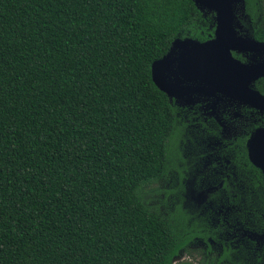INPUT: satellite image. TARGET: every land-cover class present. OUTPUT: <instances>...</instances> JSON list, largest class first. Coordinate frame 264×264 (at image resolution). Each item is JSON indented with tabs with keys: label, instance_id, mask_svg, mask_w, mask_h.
Returning <instances> with one entry per match:
<instances>
[{
	"label": "trees",
	"instance_id": "trees-1",
	"mask_svg": "<svg viewBox=\"0 0 264 264\" xmlns=\"http://www.w3.org/2000/svg\"><path fill=\"white\" fill-rule=\"evenodd\" d=\"M245 2L264 42V0ZM214 29L192 0H0V264H264L248 238L264 233V176L247 136L201 173L151 78L175 39ZM171 173L179 202L161 212L151 197ZM187 175L197 193L217 188L191 208Z\"/></svg>",
	"mask_w": 264,
	"mask_h": 264
},
{
	"label": "water",
	"instance_id": "water-1",
	"mask_svg": "<svg viewBox=\"0 0 264 264\" xmlns=\"http://www.w3.org/2000/svg\"><path fill=\"white\" fill-rule=\"evenodd\" d=\"M192 1L200 12L213 14V37L204 42L175 39L167 54L151 65L154 85L178 107L204 97L212 99L213 108L237 104L264 114V95L255 89V83L264 78V42L244 33L240 22L244 0ZM233 53L251 57L241 61ZM246 150L249 162L264 176V126L252 132ZM209 191L198 193L202 203ZM248 237L264 242V233H249Z\"/></svg>",
	"mask_w": 264,
	"mask_h": 264
},
{
	"label": "flooded vegetation",
	"instance_id": "flooded-vegetation-1",
	"mask_svg": "<svg viewBox=\"0 0 264 264\" xmlns=\"http://www.w3.org/2000/svg\"><path fill=\"white\" fill-rule=\"evenodd\" d=\"M246 10V2L244 0V15L240 17V22L244 33H249L248 30L252 27V23ZM233 55L237 54L233 53ZM237 56H240L243 61H247V58L251 57V55L247 54ZM256 59H259V57ZM198 99L197 103L190 106L178 107L174 102H172V105L176 108V116L180 121L187 124L185 129L188 135L186 137L189 138H186L185 142L189 151L186 150V152L190 154L191 150H196L199 155H204L199 158L201 162L202 159L204 160L200 167L201 173L206 168L210 172L218 173L217 168L218 165L220 166L221 161H218L217 150L230 146L239 136H247V142L253 132L248 126L249 121H252V118H257V122L259 121L262 124L264 123V120L262 121L264 114L245 106L238 107L237 104H220L218 105L219 107L213 108L212 99L204 97H199ZM182 113L184 114L182 115ZM247 128H249V133L246 131ZM224 169L226 168L224 167ZM219 187H222V183L219 184ZM216 189L214 187L208 188L210 191ZM211 244L214 245L213 242Z\"/></svg>",
	"mask_w": 264,
	"mask_h": 264
},
{
	"label": "rangeland",
	"instance_id": "rangeland-1",
	"mask_svg": "<svg viewBox=\"0 0 264 264\" xmlns=\"http://www.w3.org/2000/svg\"><path fill=\"white\" fill-rule=\"evenodd\" d=\"M264 15V13H263ZM184 113H182L183 115ZM185 135H188L187 133ZM187 143H184V150H185V154H189L186 152V150L189 151V149L186 146ZM195 152L194 150H191V153ZM183 184V185H182ZM194 181L193 178L191 176L187 175L186 180H181V185L184 186V198L185 201L183 203L184 207L186 208H191V204H197L199 205L200 203H202V199H200V197L198 196V193L196 192V190L193 187ZM179 185V181L176 177L175 173H171L169 175V178L166 182H161L158 183L155 188L157 190H160L158 194H152L151 197V202L152 204L158 205L160 206V210L161 212H172L174 205L176 204V201L179 202L178 196L175 194L174 190L177 188V186ZM189 186V188H188ZM187 199V200H186ZM201 200V201H200ZM203 204V203H202ZM249 238V237H248ZM250 239V238H249ZM251 240V239H250ZM253 241V240H252ZM257 245H262L264 242H256L254 241ZM211 248H212V255H215L216 257H218L221 254V247H218L216 245L211 244ZM190 250L192 251H200V250H205V246L202 245V243H196L194 242L191 246H190ZM192 255L195 256L196 260H199L200 258V254L199 252L193 253ZM193 261L192 259H190L189 257H187L185 254L182 255V257L180 258L179 261ZM194 261V262H195Z\"/></svg>",
	"mask_w": 264,
	"mask_h": 264
},
{
	"label": "snow or ice",
	"instance_id": "snow-or-ice-1",
	"mask_svg": "<svg viewBox=\"0 0 264 264\" xmlns=\"http://www.w3.org/2000/svg\"><path fill=\"white\" fill-rule=\"evenodd\" d=\"M157 70H159V69H157ZM179 258V257H178Z\"/></svg>",
	"mask_w": 264,
	"mask_h": 264
}]
</instances>
